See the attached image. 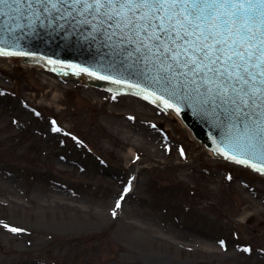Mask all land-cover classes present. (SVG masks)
<instances>
[{
	"label": "rangeland",
	"instance_id": "1",
	"mask_svg": "<svg viewBox=\"0 0 264 264\" xmlns=\"http://www.w3.org/2000/svg\"><path fill=\"white\" fill-rule=\"evenodd\" d=\"M26 64L0 55V264H264V175Z\"/></svg>",
	"mask_w": 264,
	"mask_h": 264
},
{
	"label": "snow or ice",
	"instance_id": "2",
	"mask_svg": "<svg viewBox=\"0 0 264 264\" xmlns=\"http://www.w3.org/2000/svg\"><path fill=\"white\" fill-rule=\"evenodd\" d=\"M25 29H86L117 71L158 88L166 108L214 117L221 155L264 174L251 162L264 165V0H0V55Z\"/></svg>",
	"mask_w": 264,
	"mask_h": 264
},
{
	"label": "water",
	"instance_id": "3",
	"mask_svg": "<svg viewBox=\"0 0 264 264\" xmlns=\"http://www.w3.org/2000/svg\"><path fill=\"white\" fill-rule=\"evenodd\" d=\"M17 34L20 36L18 42L9 41L7 35L3 37L8 41L3 45L5 51L27 55V59L30 61L49 59L57 63L75 66L93 74L136 86L151 93L156 98L159 95H163L158 88L149 87L148 82L139 75L130 76L127 72L117 71L119 65L113 66V60L116 57L112 54V49L104 47L99 39L92 40L89 38L86 29L75 31L74 34L72 29H67L65 32L59 34L51 30L42 29H37L35 32L28 34V30L25 29L23 33ZM8 58L25 62L22 56ZM29 65L51 75L60 83H78L94 93L109 96L113 101L143 100L132 95H113L99 88L94 83V80L83 72L70 73L66 69L62 75H58L54 71L43 69V65L34 66L33 62H30ZM52 66L56 68L55 64H52ZM165 99H168V97L165 96ZM170 102L176 103L175 101ZM177 106L181 109L179 112L183 114L185 121L194 129L199 138L207 141L208 144L217 150L224 148L223 144H221L220 131L215 126L216 121L214 117L198 114L186 104H178ZM160 109L164 112H171V110L163 107ZM204 141L202 142L205 143ZM214 155L221 157L220 155ZM240 158L246 157L242 156ZM251 162L258 167H264L258 159L253 158Z\"/></svg>",
	"mask_w": 264,
	"mask_h": 264
},
{
	"label": "bare ground",
	"instance_id": "4",
	"mask_svg": "<svg viewBox=\"0 0 264 264\" xmlns=\"http://www.w3.org/2000/svg\"><path fill=\"white\" fill-rule=\"evenodd\" d=\"M26 65H28V66H31V65H29V64H26ZM141 101V100H140ZM192 133V132H191ZM211 154H212V151H209Z\"/></svg>",
	"mask_w": 264,
	"mask_h": 264
}]
</instances>
